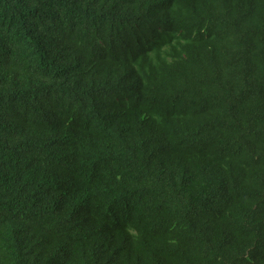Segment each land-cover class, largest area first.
Listing matches in <instances>:
<instances>
[{
  "label": "trees",
  "instance_id": "obj_1",
  "mask_svg": "<svg viewBox=\"0 0 264 264\" xmlns=\"http://www.w3.org/2000/svg\"><path fill=\"white\" fill-rule=\"evenodd\" d=\"M0 264H264V0H0Z\"/></svg>",
  "mask_w": 264,
  "mask_h": 264
}]
</instances>
